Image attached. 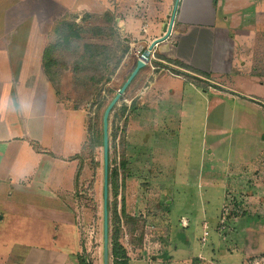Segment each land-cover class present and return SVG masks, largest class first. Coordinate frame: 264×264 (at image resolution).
Here are the masks:
<instances>
[{
    "label": "crops",
    "instance_id": "crops-1",
    "mask_svg": "<svg viewBox=\"0 0 264 264\" xmlns=\"http://www.w3.org/2000/svg\"><path fill=\"white\" fill-rule=\"evenodd\" d=\"M128 1L137 8L154 0ZM171 1L158 3L165 7ZM65 14L55 9L52 16ZM139 14L116 18L121 32L136 42L127 53L130 71L168 23L165 10L151 21ZM41 16L44 25L0 22V264L85 259L73 193L88 112L70 107L49 77L51 20L45 9ZM19 27L27 33L22 39ZM163 42L158 48L163 56L146 64L125 92V107L153 129L168 130L167 136L201 104L204 127L207 123L215 137L209 160L214 185L225 187L227 203L240 200L245 209H264V0H180ZM225 143L233 153L226 158L219 150ZM232 219L235 225L242 218ZM238 254L199 252L191 264H264L259 245Z\"/></svg>",
    "mask_w": 264,
    "mask_h": 264
},
{
    "label": "rangeland",
    "instance_id": "rangeland-1",
    "mask_svg": "<svg viewBox=\"0 0 264 264\" xmlns=\"http://www.w3.org/2000/svg\"><path fill=\"white\" fill-rule=\"evenodd\" d=\"M142 3L136 8V2L128 0H0V22L9 25L17 21L21 25L24 22L44 25L40 15L45 9L48 13L45 19L51 20L45 23L52 30L46 34L51 44L61 40L55 29L67 23H79L74 28L78 39L72 38L70 49L60 55L62 66L53 68L52 77L58 74L53 84L70 107L88 112L87 138L78 158L79 175L73 195L83 256L90 264H104L103 115L132 72L131 58H127L130 49L125 54L123 50L136 43L130 35L121 32L116 18L124 17L126 12L132 16L141 11L145 20L151 21L158 19L154 17L157 11L165 10L167 15L163 19L169 22L175 0L167 2L165 7L158 0ZM2 7L10 16L4 17ZM55 9L66 12L65 16L60 19L52 16ZM20 35L18 39L27 36L24 28ZM92 41L109 55L97 84L90 81V72L81 79L82 75L73 68L75 59L89 56L88 45ZM162 46L164 42L148 56L152 60L163 56L158 49ZM86 70L87 63L82 66V73ZM126 94L109 120V210L110 240L116 212L120 217L119 240L129 264H191L194 262L191 257L199 252H239L240 257L250 252L251 245H259L264 252V209H245L240 200L236 204L227 203L225 187L214 185V176L209 173L215 137L207 123L204 127L206 109L200 104L194 116L191 111L187 113L181 127L173 130L174 135L166 136L168 130H155L143 118H134L129 106L124 110ZM229 146L227 143L220 146L221 157L233 154ZM222 179L231 181V177ZM123 210L127 215L123 216ZM235 217L242 219L234 225ZM222 220L226 224L220 223Z\"/></svg>",
    "mask_w": 264,
    "mask_h": 264
},
{
    "label": "trees",
    "instance_id": "trees-1",
    "mask_svg": "<svg viewBox=\"0 0 264 264\" xmlns=\"http://www.w3.org/2000/svg\"><path fill=\"white\" fill-rule=\"evenodd\" d=\"M64 26V28H62ZM63 26H60L57 30L55 29V32L57 34H60L61 40L58 42H55L54 44H51L49 46V49L47 51L46 55V62L45 67L47 69V72L49 74V77L53 81V78L57 77L58 74H54V77H52V74L55 73V69H53L56 66L61 65V57L64 55L67 51L70 49L72 44V38L78 39V32H74V28L79 26V23L72 22L67 23ZM62 28V29H61ZM88 45V44H87ZM97 44L95 42H91L89 46V56H83L81 59H75L73 63V68L76 74H81L83 79L85 77L84 73H89L91 76V82L93 83H100L102 79V73L104 70V65L108 63L109 61H106L105 59L109 57V55H105L103 51L101 50L100 46H96ZM129 47H125L123 50V54L128 52ZM97 51H100V54L97 53ZM61 55V57H60ZM106 56V57H105ZM97 59H102L103 62L96 61ZM60 64H59V63ZM87 63V70L82 73V66ZM94 69V70H93ZM95 71V72H94ZM101 73V74H100ZM101 75V76H100ZM133 108L131 107V110ZM126 110V107L125 109ZM116 175V172H115ZM110 178V175H109ZM123 216L127 215L126 211H122ZM112 223V231H111V260H113V264H129V258L127 256L126 250L121 245L119 237H120V217L116 214L114 215ZM81 264H90L86 259L80 260Z\"/></svg>",
    "mask_w": 264,
    "mask_h": 264
},
{
    "label": "water",
    "instance_id": "water-1",
    "mask_svg": "<svg viewBox=\"0 0 264 264\" xmlns=\"http://www.w3.org/2000/svg\"><path fill=\"white\" fill-rule=\"evenodd\" d=\"M180 0H175L174 8L172 11L171 18L169 22L164 26V31L155 39L150 45L147 53H150L153 48L159 43L165 41L171 34L174 21L177 14V9ZM145 62L141 59L137 61L135 68L129 74L127 80L124 82L122 87L118 90L116 96L110 101L108 106L106 107L103 115V162H104V188H103V263L111 264V240H110V210H109V194H110V134H109V120L111 117V113L114 108L118 105L121 97L125 94L133 80L136 78L138 73L142 68L145 67Z\"/></svg>",
    "mask_w": 264,
    "mask_h": 264
},
{
    "label": "built area",
    "instance_id": "built-area-1",
    "mask_svg": "<svg viewBox=\"0 0 264 264\" xmlns=\"http://www.w3.org/2000/svg\"><path fill=\"white\" fill-rule=\"evenodd\" d=\"M139 59H141L143 62H145V64H149L150 62H152V59L150 56H148V53L147 54L141 53L139 55ZM221 222L224 223L225 220L224 221L222 220ZM205 234H207V233H205Z\"/></svg>",
    "mask_w": 264,
    "mask_h": 264
}]
</instances>
